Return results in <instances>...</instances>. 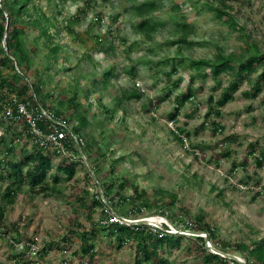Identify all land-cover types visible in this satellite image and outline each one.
Masks as SVG:
<instances>
[{
	"label": "rangeland",
	"instance_id": "obj_1",
	"mask_svg": "<svg viewBox=\"0 0 264 264\" xmlns=\"http://www.w3.org/2000/svg\"><path fill=\"white\" fill-rule=\"evenodd\" d=\"M50 1L51 4L49 0L38 2L43 11L56 20L50 33L54 43L61 48L57 59H50V50L40 43V51L34 55L33 61L37 72L32 71L29 78L32 81L37 77L42 78L46 91L44 96L51 93L55 96L54 101L53 98L47 100L53 105L59 103L65 107L67 98L71 97L68 91L76 90V99L83 101L86 109L88 107L87 110H79L87 120V125L82 129L84 141L92 138L91 143H95L96 149L108 157V162L102 165V177L89 172L93 173L90 176L94 175L95 184L100 183L99 178L109 179V166H113L115 174L110 178L118 180V184L122 180L128 186H139L148 197L161 192L177 196L173 212L162 213L152 207L143 210L145 213L142 217L131 216L128 213L134 199L130 198L131 205L121 206L118 214L131 221L153 217L151 220L158 225L167 221L174 228L171 231L183 235L180 246L161 250L167 264H205L193 248L194 244L189 239L191 236L206 237L208 249L229 260H238L240 264L255 262V255L249 251L264 248V163L259 166L250 152L251 145L257 149V156L264 149V80L256 97L244 95L250 90L246 80L240 84L233 99L223 107L222 117L214 118L222 126V130L216 134L213 133L212 120L205 117L210 106L208 99L210 96L215 99L221 96L230 81V71L220 74V85L209 73L206 78L195 77L192 88L202 87V91L196 94L193 101L182 106L178 115L179 126L189 135H184V145L172 134L176 126L170 120V115L175 112L176 97L185 91L191 76L196 75L194 68L189 66L190 60H214L217 48H222L226 54L239 53L243 39L239 28L250 32L264 51L263 0L226 2L227 7L223 10L234 15L237 29L225 23L226 16L218 18L215 12L201 6L204 0H157L161 8L151 18L162 21L163 25L152 40L135 33L134 25L139 19L127 11L133 3L131 0H90L93 7L86 18L83 11H87V0ZM215 2L219 5L220 1ZM173 4L180 8L173 10ZM231 7L233 10L228 9ZM97 13L102 14L104 19L100 25H92ZM74 15H79L82 21H70ZM175 22L190 23L195 27L190 37L191 45L171 44L179 36L174 33ZM64 26L70 27L72 32L65 31ZM89 26V35L84 36L81 42L76 41V31L83 32ZM107 31L113 33L115 41L105 33ZM98 35L102 36L100 45L96 44ZM135 42L137 45L131 48ZM92 46L94 49L90 50ZM177 54H180L175 62L177 73L168 79L165 72H170L173 63L161 66L157 63L172 60ZM180 59L183 60L182 64H178ZM132 69L136 72L134 75L128 72ZM106 70H112L113 75L109 83L103 86ZM179 78L182 79L180 87L170 92L169 98L165 97L166 90L172 88L173 82ZM134 85L141 89L142 97L123 99L122 107L109 120L104 114V106L113 109L116 99L123 97ZM64 95L66 98L61 102ZM248 108L250 111H247ZM203 123L204 128L199 129ZM5 127L0 125V135L5 132ZM20 130L19 126L12 128L8 139H12V134ZM26 148L28 151L32 149L30 144ZM196 149L199 160L193 156ZM80 156L81 153L75 155V160H78L75 179L69 180L65 173L59 172L60 182L46 195L31 198L29 186L25 184L18 199L12 204L7 203L3 194L9 181L7 178L0 180V205L5 207L2 226L7 232L4 235L5 231L0 230V264H14V250L7 235L18 237L22 244L36 241L32 245L36 251H48H44L43 258L33 256L31 264H57L61 259L82 264L74 253L79 250L83 230L71 226L69 219L72 210L79 208L78 220L86 230L91 227V222L85 207H78L73 193L84 188L91 193L96 192L94 183L89 180L88 168L92 169L94 163L102 160L98 155L92 161H87L85 157L86 165L80 162ZM234 164L239 166L234 168ZM54 172L58 173L56 170ZM46 181H51V175L46 177ZM257 181L258 187L254 185ZM257 191L261 193L257 195ZM123 193L127 197L133 194L130 187ZM182 208L188 210V214L184 215ZM198 215H204L215 226L218 240L244 244L248 250L244 253L235 249L225 252L221 244L217 247L214 241H209L206 232L185 227L189 217L195 222L190 221L191 224L197 225ZM182 216L185 222L180 221ZM101 219L99 211L92 214V221L100 222ZM15 225L19 234L14 231ZM63 236L70 239L63 241ZM95 253L94 259L100 263L134 264L135 249L131 246L118 247L112 236L97 237Z\"/></svg>",
	"mask_w": 264,
	"mask_h": 264
},
{
	"label": "trees",
	"instance_id": "obj_2",
	"mask_svg": "<svg viewBox=\"0 0 264 264\" xmlns=\"http://www.w3.org/2000/svg\"><path fill=\"white\" fill-rule=\"evenodd\" d=\"M38 1L39 0H0V112L2 113L5 105H9L15 110L17 103L20 102H28L29 107L46 108L54 114L55 118L65 121L73 135L76 136L78 140H81L82 144H77L75 140L69 136L67 141H63L67 152L61 153L57 149L51 148V143L47 146H41L36 142L34 135L31 133L30 126L25 119L20 118L14 124H7L0 116V125H6L5 132L0 135V180H5L7 178L9 181L8 185L4 187L3 198L7 203L11 204L21 195V187L25 184L29 186L31 198H35L36 195H46L48 191L53 189L54 185L60 182L59 172L61 171L67 175L69 180L75 179L77 173L76 165L78 161L75 160V155H80L78 147H81V151L85 155L87 161L94 160L97 155L102 160V162H96L92 165V171L96 177H102L101 175L104 171L102 165L106 161L108 162L106 154L97 150L98 148L96 149L95 143H91L92 138L84 141L82 129L87 125V120L85 115L79 113V110H87L88 107L86 109L83 104L84 102L76 99L77 91H68V94L71 95V97L67 98L65 107L60 106L59 103L53 105V102L47 100L53 98L54 101L55 96L53 93L44 96L46 91L42 78L37 77L33 79V81L29 78L32 71L34 73L37 72V70L34 69L33 61L34 55L40 51V43L50 50L48 55V58L50 59H57L56 55H58L61 48L60 45L54 43L53 35L50 33V29L56 25V20L43 11L41 3ZM131 1L133 3L130 8H127V11L139 19L134 25L135 33L143 36L147 40H152L159 28L163 25L162 21L153 20L151 18L155 11L161 8V3L157 0ZM215 1H220L219 5L221 7H219ZM227 1L228 0H204L201 3V6L207 7L209 11L215 12L218 18L226 16L225 23L228 24L230 28L237 29V21L235 20L234 15L223 10L227 7ZM50 2L51 1L49 0V3ZM92 7L90 0H87V11H83L85 18L89 15L88 13L92 10ZM179 8L180 6L177 4H173L172 6L173 10H178ZM228 9L233 10L232 7ZM236 13H239V11H236ZM82 19L83 18L79 15H74L71 16L70 21L72 20L73 22L78 23L81 22ZM102 19H104L102 14L97 13L92 21V25H100ZM90 27L91 26L86 28L83 32L76 31V41H83V37L89 35ZM174 27V33H178L179 36H177V40L171 42V44L179 46L191 45L192 42L190 41V37L194 33L195 27L192 24L185 22H175ZM63 29L72 32L70 27L64 26ZM239 31H241L240 37L243 38L239 53L234 52L226 54L222 48H217L214 60H190L191 62L189 66L194 68L196 75L191 76L189 85L186 87L185 91L176 97L175 112L170 115V120L176 126L172 131V134L181 144L184 145L185 143L184 135H189L184 128L179 126L178 115L182 106L187 102L193 101L196 94L202 91V87L195 90L192 88V82L196 76L206 78L209 73L214 78L215 82L220 85L222 82L219 79L220 74L226 73L227 71L231 72L230 81L227 87L223 90L221 96L218 99H215L214 96H210L208 99L210 106H208V112L205 117L206 120H212L211 123L214 127L213 133L215 134L219 132V130H222V126L215 122L214 118L222 117L223 107L233 99V94L239 90L240 84L243 81L246 80L250 86L249 92L244 94L246 97H256L261 91L262 82L264 80V51H262L260 43L254 40L250 32H246L245 29L242 28H239ZM105 33L115 41L113 33H108V31ZM31 34L33 35L32 37ZM57 34L59 35L60 33ZM96 40V44L100 45L102 36L98 35ZM134 45H137V42L132 44L131 48ZM111 48L112 47H110V49ZM91 49H94L93 46L90 50ZM178 57H180V54H177L172 60L165 59L162 62L157 63L158 66L168 64L169 62L173 63L170 72H165L168 79L171 78L172 74L177 73V68L175 66L177 63L175 62L179 60L177 59ZM182 63L183 60L180 59L178 64ZM128 72L131 75L136 73L134 69ZM112 75V70H106L102 82L103 86H106V84L109 83ZM181 82V78L173 82L172 88L166 90L167 94L165 97L169 98L170 92L178 89ZM64 96L65 97L62 98L63 100L61 102H64L66 95ZM141 97V89L136 88L134 85L123 97L116 99L113 109L104 106V114L107 115L109 120H111L116 112L122 107L123 99L132 100L140 99ZM44 98H46L45 101L43 100ZM247 111H250V108H248ZM14 113L16 115V111ZM72 122H74V124H72ZM49 125L50 122L48 121L38 122V126L47 132L50 131ZM15 126H19L21 130L17 134H12V139L10 138L9 140L8 133H10ZM204 126L205 123H203L199 129L204 128ZM27 144L31 145V151L27 150ZM190 145L192 146L191 142ZM256 150L257 149L254 145H251L250 154L255 157L257 164L262 166L264 163V149L259 156L256 155ZM199 151L203 152L202 150ZM193 156L196 160L200 159L197 149L193 153ZM79 159L82 164L87 165L86 160L82 156H80ZM54 163H56V168ZM106 165L109 166V164ZM238 166V164H234L233 167L237 168ZM109 169V179L102 180L99 178L104 197L99 190L100 187H98V183L95 184L94 175L90 176L93 174L89 173L91 172L90 168H88L89 180L94 183L96 192L91 193L88 189L84 188L78 193H73V196L79 205L78 207H85L87 218L91 222V227L89 230H86L78 220L79 208L75 207L72 210L73 213L69 219L71 226H76L83 230L79 250L74 253L75 257H79L82 264H99L100 262H97V260L94 259V255L96 254L95 239L99 236H112L118 247L131 246L135 249L134 264H167L161 250L164 247L180 246L183 235L179 233H167L160 230L153 231L151 227L146 224L123 225L111 223L108 221L110 214L108 206L118 213L119 208L124 204H130V198H133V205L130 204L132 208L128 214L131 216L139 215L142 217L145 213L143 210H150L152 207L157 208V211L159 210L162 213L169 212V210L173 212L176 207L177 196L172 193L168 194L167 192H161L156 196L148 197V194L145 191H142L139 186L133 184L128 186L126 182H121L122 180L118 184V180L110 178V175L115 174L114 167L109 166ZM55 170L58 173H53ZM48 175H51L50 182L46 181ZM258 182L259 181L254 183L256 187H258ZM127 187H130L133 192L130 197H127L123 193ZM73 190L75 191V189ZM260 193V191H257V195ZM182 209L184 215L185 213L188 214V210L185 208ZM97 211H99L102 216L100 222L92 221V214ZM4 215L5 207L0 205V227L3 225ZM183 217L184 216L179 219L180 221L185 222ZM190 218L191 217L187 219L185 218L188 220V222L185 223V227L192 229L196 228L198 231L206 232L209 241H214L217 247L221 244L220 247L223 251L227 252L235 249L238 252L244 253L245 250H248V247L244 244H231L224 240H218L216 237L215 226L211 225L210 221L207 220L204 215H198L196 217L197 225L191 224L190 221H194ZM1 228L0 230L5 231L4 235H6V228L3 226ZM14 231L19 234L16 225L14 226ZM7 236L11 238V247L14 250L12 254L14 264L33 263L32 256L27 253L29 247H26V250L24 251H17L16 244L20 243V240L16 236ZM69 239V236H63V241ZM189 239L193 242V248L198 251V254H200L201 259L205 264H240L237 261L229 260L220 254L211 252L206 245V239L204 237L191 236ZM29 243H36V241L31 240ZM51 245H49V247H52ZM190 248L191 247H189V249ZM44 251L46 252L44 249L42 252H39L38 256L40 258H43L41 256L44 255ZM46 253H48V251ZM249 253L255 255V262L251 264H264L263 247L252 249ZM57 264H73V262L71 260L61 259Z\"/></svg>",
	"mask_w": 264,
	"mask_h": 264
},
{
	"label": "built area",
	"instance_id": "obj_3",
	"mask_svg": "<svg viewBox=\"0 0 264 264\" xmlns=\"http://www.w3.org/2000/svg\"><path fill=\"white\" fill-rule=\"evenodd\" d=\"M15 111H16V115L14 113ZM0 116L2 120L7 124H14L20 118L25 119L27 124L30 126L31 133L34 135L36 142H38L41 146H47L48 144L50 145L51 143L52 144L50 145L51 148L57 149L61 153L67 152L65 143L63 141H67L69 139V136H71V138L74 139L77 144L80 143L82 144L81 140H78V138L73 135L68 124L65 121H61L55 118L54 114L51 111L45 110L42 107H38V108L31 106L29 107L28 102L17 103L15 110L11 106L5 105ZM40 121L50 122L49 132L44 131L38 126V122ZM78 148L83 158H85L83 152L81 151V147ZM108 211L110 213L108 221L111 223L131 225V224H137L136 222L139 221V220H135V221L128 220L123 216L119 215L118 213L114 212L109 206H108ZM151 218L153 217L143 218L140 220H144L145 224L151 227L153 231L160 230V231H165L167 233L176 234V231L173 232L170 230L174 228L168 225L167 221H163L161 225H158V223L157 224L154 223V221L151 220ZM162 219L164 220L165 218L162 217ZM163 225H167L168 227ZM33 244L35 243L29 244V242H25L24 244H22L20 242L16 244V248L18 251H24L26 250V247H29L27 253L30 254L33 259V256H37L40 252V251L39 252L36 251L35 247L33 248L32 246ZM60 261L61 260H59V262Z\"/></svg>",
	"mask_w": 264,
	"mask_h": 264
},
{
	"label": "water",
	"instance_id": "obj_4",
	"mask_svg": "<svg viewBox=\"0 0 264 264\" xmlns=\"http://www.w3.org/2000/svg\"><path fill=\"white\" fill-rule=\"evenodd\" d=\"M4 46H5V42H4ZM91 171H92V169H91ZM98 185H99V187L101 188L100 183H98ZM100 190H101V194H102V196L104 197V192L102 191V189H100ZM136 223H137V224H145V221H144V220H139V221H137ZM227 257L233 259V257H231V256H229V255H228Z\"/></svg>",
	"mask_w": 264,
	"mask_h": 264
},
{
	"label": "clouds",
	"instance_id": "obj_5",
	"mask_svg": "<svg viewBox=\"0 0 264 264\" xmlns=\"http://www.w3.org/2000/svg\"><path fill=\"white\" fill-rule=\"evenodd\" d=\"M2 135V134H1ZM115 212V211H114ZM201 237H203V236H201ZM205 239H206V237H204ZM206 245H207V242H206ZM238 261V260H237Z\"/></svg>",
	"mask_w": 264,
	"mask_h": 264
}]
</instances>
